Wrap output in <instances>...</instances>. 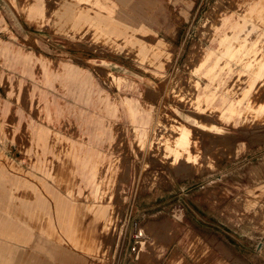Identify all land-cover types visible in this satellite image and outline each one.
<instances>
[{"label": "rangeland", "instance_id": "1", "mask_svg": "<svg viewBox=\"0 0 264 264\" xmlns=\"http://www.w3.org/2000/svg\"><path fill=\"white\" fill-rule=\"evenodd\" d=\"M25 1L0 0V264H264V0ZM40 126L102 153L100 195L58 183Z\"/></svg>", "mask_w": 264, "mask_h": 264}, {"label": "crops", "instance_id": "2", "mask_svg": "<svg viewBox=\"0 0 264 264\" xmlns=\"http://www.w3.org/2000/svg\"><path fill=\"white\" fill-rule=\"evenodd\" d=\"M96 1V0H94ZM102 7L109 9H118L121 12H125L127 15H131L129 12L125 10L124 7L130 5L133 2H136L135 6H138L139 3H143L146 0H97ZM150 2V0H148ZM164 3L166 0H156V2ZM155 0L152 3H149V6L154 5ZM24 9L30 17L45 19L51 15H54L56 18V12L52 11L48 5L47 0H26L24 4ZM136 18V17H135ZM137 21V19H135ZM146 29L150 30L152 33L155 34L156 38L160 39L157 34L152 31L148 26L142 25ZM85 35V33H84ZM6 49V46H2V42L0 40V49ZM146 60V59H143ZM148 60V59H147ZM45 74L47 76V82L53 84V77L51 78L50 70L46 64L43 65ZM117 77L116 83L122 84L127 81V77L124 75H115ZM87 84L92 87L94 86L92 80H82L80 85L87 86ZM81 87V89H83ZM100 101L108 108L113 116H116L119 111V104H122L127 108L128 115L132 121V128L135 134L138 137L139 141L144 140L148 136V128L152 121V112L150 109H144L139 104L138 101L129 96H120V103L114 101L111 96L105 92H100ZM47 103L45 104V107ZM54 114L46 107L44 118L47 117L49 120L54 118ZM54 134H59L60 138L63 140H58L57 138L54 139ZM183 137L188 138L187 133H183ZM46 138L49 141V149L40 151L36 145V153H40V157H57V156H64L63 152L66 153V161L62 164H59L54 174L58 183L61 186H66L70 179L74 176L75 177V194L76 196L81 195H88L91 198H95L101 194V182L98 180V171L102 167L103 163V155L101 152H96L95 148L89 142H82L80 140L73 139L72 137L54 131L48 127L40 126L35 128V140L38 139L39 141H43ZM37 140V141H38ZM73 140L76 143L82 145L83 148H75L68 149L70 141ZM54 141V147L57 145L58 147L52 148V143ZM180 144H183L180 142ZM60 146L63 147V150L60 149ZM80 147V146H79ZM63 151V152H62ZM62 153V154H61ZM100 158V159H99ZM111 170V166L108 168ZM107 171V172H108ZM49 241V240H48ZM51 244H50V243ZM45 242L43 245L46 249L51 251L52 255H56L59 259V255L65 253V249L62 248L60 245L59 247L53 250V242L49 241ZM69 252V250H67ZM70 253V252H69ZM72 254V253H71ZM73 255V254H72ZM75 256V255H74ZM57 259V260H58ZM48 264V263H45Z\"/></svg>", "mask_w": 264, "mask_h": 264}]
</instances>
